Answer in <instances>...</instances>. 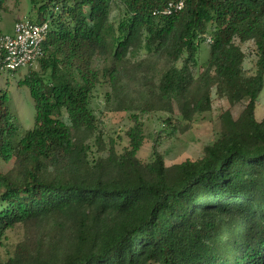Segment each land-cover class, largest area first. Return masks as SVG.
Returning <instances> with one entry per match:
<instances>
[{
    "label": "trees",
    "instance_id": "obj_1",
    "mask_svg": "<svg viewBox=\"0 0 264 264\" xmlns=\"http://www.w3.org/2000/svg\"><path fill=\"white\" fill-rule=\"evenodd\" d=\"M171 1L33 0V20L51 21L27 77L33 128L0 92V161L13 164L0 170V264H264V0H184L168 14ZM104 84V110L133 118L108 141L91 108ZM214 95L245 106L219 115L201 157L168 164L156 143L140 159L145 114L189 127Z\"/></svg>",
    "mask_w": 264,
    "mask_h": 264
},
{
    "label": "rangeland",
    "instance_id": "obj_2",
    "mask_svg": "<svg viewBox=\"0 0 264 264\" xmlns=\"http://www.w3.org/2000/svg\"><path fill=\"white\" fill-rule=\"evenodd\" d=\"M34 6L33 0H8L6 9L0 13V32L14 34L15 23L20 18L36 20L38 14L37 8L35 9ZM116 15H118V9L115 7L112 16ZM242 48L246 53L245 67L253 71L256 54L255 45L252 41H248L242 44ZM201 50L203 60H207L210 55V47L202 44ZM200 62L202 61L200 60ZM39 71V61L32 67H24L17 71H0V92L8 93L12 112L20 119L23 130L33 128L35 124V100L32 86L27 77L31 72ZM109 89L108 84L98 87L91 102L92 110L101 119L106 141L118 135L125 136L126 131L133 125L131 113L104 110L106 92ZM244 106L243 102L231 106L226 99H220L214 95L211 112L198 116L197 121L192 126L188 127L181 123L179 128L166 123L164 125L166 113L145 114L143 121L147 137L139 151V157L143 161L151 160L154 151L153 146L158 143L157 148L164 153L168 164L182 162L188 158H199L203 154L205 145L213 142L219 134L221 127L219 115L230 109L234 118H237ZM257 118L259 120L264 118V89L261 94L260 105L257 108ZM162 129L164 130L160 133ZM155 139L159 141L155 142ZM12 166V163L0 161V170L3 172H8ZM8 235L9 241L15 243L21 237L20 228L10 230Z\"/></svg>",
    "mask_w": 264,
    "mask_h": 264
},
{
    "label": "built area",
    "instance_id": "obj_3",
    "mask_svg": "<svg viewBox=\"0 0 264 264\" xmlns=\"http://www.w3.org/2000/svg\"><path fill=\"white\" fill-rule=\"evenodd\" d=\"M184 0L171 1L166 13L180 10ZM51 26L50 19L20 18L15 23L14 34L0 32V71H17L32 67L45 56V41ZM212 42L211 37L207 39Z\"/></svg>",
    "mask_w": 264,
    "mask_h": 264
}]
</instances>
